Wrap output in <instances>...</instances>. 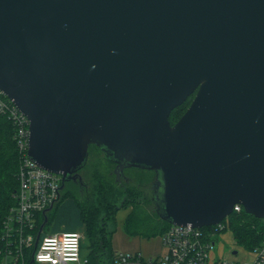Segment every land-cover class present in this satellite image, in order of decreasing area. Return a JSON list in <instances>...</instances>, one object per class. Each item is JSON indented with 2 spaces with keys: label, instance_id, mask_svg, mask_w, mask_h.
<instances>
[{
  "label": "water",
  "instance_id": "obj_1",
  "mask_svg": "<svg viewBox=\"0 0 264 264\" xmlns=\"http://www.w3.org/2000/svg\"><path fill=\"white\" fill-rule=\"evenodd\" d=\"M0 92L60 191L94 145L170 225L264 220V0H0Z\"/></svg>",
  "mask_w": 264,
  "mask_h": 264
},
{
  "label": "trees",
  "instance_id": "obj_2",
  "mask_svg": "<svg viewBox=\"0 0 264 264\" xmlns=\"http://www.w3.org/2000/svg\"><path fill=\"white\" fill-rule=\"evenodd\" d=\"M194 95L195 93L189 96L181 106L171 111L168 119L171 126L185 113ZM2 98L7 99L4 96ZM15 128L8 113H0V264H3L8 253L5 252L7 247L5 241L7 240L5 238L4 221L9 210L16 204L15 195L19 187L18 172L22 156L14 139ZM97 153L102 155L103 160L110 169L108 176L97 168L91 171L90 169L89 171L85 170L88 166V159H92V157L94 159ZM88 159L85 166L78 172L81 174L82 171H85L88 174L83 191H79L77 184L66 182L64 188L59 192L58 200L46 214L47 222L45 226L52 224L55 231L58 230L61 233L77 232L75 231L77 227L83 228L84 240H86L87 249L89 250L88 257L85 258L87 260L86 264H101V257L108 252L107 246L110 236L107 231L108 223L114 220L116 212L121 209L142 205H148L149 207V204H152L147 188L153 180V174L147 170L129 169L125 172L128 183L120 185L114 179L112 162L94 145L88 147ZM134 180L138 182L137 185L130 183ZM36 218L33 232L35 238L43 222L42 213L38 214ZM222 224L225 227L221 230L216 227H210L208 230H216L219 234L230 231L235 244L249 251L264 242V220L246 214L242 207L238 212L233 211L227 220L222 221ZM123 226L126 231H130L135 235L142 234L132 229L136 226L133 213L128 216ZM169 227L170 224L164 222L162 234ZM14 230L15 226L13 227V237L15 238ZM146 233L154 236L155 230L150 228ZM44 234L47 233L42 231V235ZM32 252V248L24 250L26 264L30 263ZM11 253H14V251ZM109 254L113 263L116 252L111 251Z\"/></svg>",
  "mask_w": 264,
  "mask_h": 264
},
{
  "label": "built area",
  "instance_id": "obj_3",
  "mask_svg": "<svg viewBox=\"0 0 264 264\" xmlns=\"http://www.w3.org/2000/svg\"><path fill=\"white\" fill-rule=\"evenodd\" d=\"M0 92V113H8L10 119L15 125L14 139L17 149L22 159L20 162L18 179L19 187L15 195L16 204L11 208L6 217L5 238L19 239L20 249L14 253L8 252L3 264H18V261L24 260V250L34 247L33 232L36 225V214L45 211L59 198V176L47 172L38 167L27 157L28 149V120L18 109L8 100L2 98ZM239 205L234 206L233 211L240 210ZM15 226V238L13 237V227ZM210 227L223 229L225 226L221 223L215 226L194 228L190 226L170 225L162 234V245L165 248V254L162 257L144 260L140 254H121L116 253L112 264H210V252L214 249L216 237L219 233L216 230H208ZM76 233L75 247L77 248V259L75 261L65 262L63 256L54 258L61 260V264H79L81 256V243L84 235ZM42 236V235H41ZM45 237L55 238L57 247L63 252L65 244L71 246L72 239L64 236V232L54 234H44L34 247L33 261L37 253L47 255V251H42L45 245ZM253 259L248 264H264V242L251 250ZM84 258L82 264H86ZM44 264H48L47 261ZM212 264H229L227 262H212Z\"/></svg>",
  "mask_w": 264,
  "mask_h": 264
},
{
  "label": "rangeland",
  "instance_id": "obj_4",
  "mask_svg": "<svg viewBox=\"0 0 264 264\" xmlns=\"http://www.w3.org/2000/svg\"><path fill=\"white\" fill-rule=\"evenodd\" d=\"M87 167L85 170L90 171L92 169H99L106 176L109 175V167L103 160L101 154H96L95 158H89L87 162ZM113 172V170H112ZM82 181H87V172H81ZM133 176H135L133 174ZM133 185H137L138 182L134 180L130 182ZM148 189V188H147ZM151 194L148 193L150 197ZM142 205L140 207L125 208L116 212L114 220L110 221L107 225V231L110 234L109 244L107 246V253H105L101 259V264H112V257L109 253L116 252L121 254H140L144 260L154 259L157 257H162L165 254V248L162 245V229L164 228V222H162L154 212V205L152 204ZM145 206V207H144ZM151 207V208H150ZM133 213L134 221H136V226L132 229L136 230L139 234H133L130 231L124 229V222L128 216ZM227 220V218L225 219ZM150 225V226H149ZM55 227L51 225L45 226L43 232L47 234L61 232L54 229ZM154 229L155 235H148L146 232L148 229ZM75 231L84 234L83 228L77 227ZM80 256V263L82 264L83 259L88 257L89 250L87 249V242L83 240ZM236 251L237 254L233 255L232 252ZM210 264L212 262H227L229 264H248L252 261L253 255L251 251L245 250L235 244L232 234L230 231H225L219 234L215 240L214 249L209 255Z\"/></svg>",
  "mask_w": 264,
  "mask_h": 264
},
{
  "label": "clouds",
  "instance_id": "obj_5",
  "mask_svg": "<svg viewBox=\"0 0 264 264\" xmlns=\"http://www.w3.org/2000/svg\"><path fill=\"white\" fill-rule=\"evenodd\" d=\"M65 237L73 238L72 244L69 246L68 244L64 245L63 252L57 247V240L55 238L45 237V245L42 246V251H47V255H41L39 252L37 253L35 259L37 264H44L45 261L48 264H61V260L58 258H54L52 253L56 254V257L63 256L65 262L67 261H75L77 259V248L75 247V237L76 233H64Z\"/></svg>",
  "mask_w": 264,
  "mask_h": 264
},
{
  "label": "flooded vegetation",
  "instance_id": "obj_6",
  "mask_svg": "<svg viewBox=\"0 0 264 264\" xmlns=\"http://www.w3.org/2000/svg\"><path fill=\"white\" fill-rule=\"evenodd\" d=\"M112 164H113V174H114V177H115L114 179L118 182V184L122 185V184H124V183H128V178H127L125 172H126V170H129V169H132V168H124L123 171H122V173H117V176H116L115 173H114V170H115L116 164H114V163H112ZM149 172H151V173L153 174V180H152V182L150 183L149 188H148V189H149V194H151L149 198H150V200H151V203L153 204V201H152L151 186H152V184H153V182H154V180H155V174H154V172H152V171H149ZM78 175H79V176L81 177V179H82L81 174L78 173ZM68 182H73L74 184H77L78 187H79V191H80V192L83 191L84 186H85V183H84L83 181L79 182L78 178H76L75 180H70V181H68ZM65 183H66V182H65ZM65 183H64V184H65Z\"/></svg>",
  "mask_w": 264,
  "mask_h": 264
},
{
  "label": "bare ground",
  "instance_id": "obj_7",
  "mask_svg": "<svg viewBox=\"0 0 264 264\" xmlns=\"http://www.w3.org/2000/svg\"><path fill=\"white\" fill-rule=\"evenodd\" d=\"M48 209V208H47ZM46 209V210H47ZM45 210V211H46ZM44 212V211H43ZM43 212H40V213H38V214H41V213H43ZM38 214H36V217H37V215ZM6 225V219H5V221H4V226ZM41 235H42V233H41ZM40 235V237H39V239L43 236H41ZM39 239H38V241H39ZM38 241H37V243L35 244V242H36V238L34 237V247H36L37 246V244H38ZM6 242V249H5V252H13V251H15V250H17V249H20V244H19V239H12V240H7V241H5ZM34 247L32 246L31 248L33 249V252H34ZM30 249V248H29ZM33 252H32V254H33ZM0 253H1V251H0ZM18 264H26V262L23 260V259H21V260H19L18 261ZM29 264H35L34 263V261H33V255H31V260H30V263Z\"/></svg>",
  "mask_w": 264,
  "mask_h": 264
}]
</instances>
